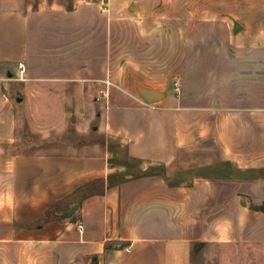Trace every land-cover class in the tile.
<instances>
[{
  "label": "crops",
  "instance_id": "obj_1",
  "mask_svg": "<svg viewBox=\"0 0 264 264\" xmlns=\"http://www.w3.org/2000/svg\"><path fill=\"white\" fill-rule=\"evenodd\" d=\"M64 1L0 0V264H221L204 244L264 262V0H171L147 26ZM19 62L29 81L94 82L106 141L23 152L4 86Z\"/></svg>",
  "mask_w": 264,
  "mask_h": 264
},
{
  "label": "rangeland",
  "instance_id": "obj_2",
  "mask_svg": "<svg viewBox=\"0 0 264 264\" xmlns=\"http://www.w3.org/2000/svg\"><path fill=\"white\" fill-rule=\"evenodd\" d=\"M52 1L45 0L47 3ZM105 1L109 2L108 7L115 11L124 10L127 13H133L136 9L141 10L145 14V26H147L151 22L158 24L163 22V12L168 9L171 0ZM188 1L197 7L210 6L209 2L211 5L213 4V0ZM230 1L218 0L215 1L214 6L218 4V6L223 7L222 9L227 10L228 6L231 5ZM252 1L258 5L260 0ZM8 2L11 5L16 3L22 6L32 2V5L35 6L39 0H8ZM64 2L72 4L70 0ZM129 34L124 39L130 42L129 45H132L134 42L133 35L132 33ZM143 34L146 35L147 33L144 32ZM154 34L160 35L162 33L156 31ZM110 40H112L111 53L115 55V37L113 36ZM158 45H160V42ZM157 65L163 67V64ZM174 69L173 64V72ZM174 76L172 75L169 80L173 85L175 84ZM4 86L7 94L17 106L18 135L23 152L55 153L65 152L71 148L81 150L88 146H98L106 141L103 131L105 95L98 92L97 85L94 82L87 83L78 80L29 81L24 74L18 72L9 77L5 76ZM176 93L177 95L180 94L179 88ZM142 94L146 96L149 92L146 91ZM229 170L227 166H221L220 174H227ZM202 250H220L219 263L228 264L229 261H236L233 255L226 254L228 250H260V248L235 245L208 247L204 244ZM241 258L243 259V256ZM251 258L254 261V256H251ZM242 259L240 262H243ZM253 264H264V262Z\"/></svg>",
  "mask_w": 264,
  "mask_h": 264
},
{
  "label": "built area",
  "instance_id": "obj_3",
  "mask_svg": "<svg viewBox=\"0 0 264 264\" xmlns=\"http://www.w3.org/2000/svg\"><path fill=\"white\" fill-rule=\"evenodd\" d=\"M17 67L19 69L20 74H23L24 73V70H25L24 65L21 62H19L17 64ZM174 85L176 87V90H178V84H177V82H175ZM78 229H79V232H81V230H82V225L81 224H78Z\"/></svg>",
  "mask_w": 264,
  "mask_h": 264
},
{
  "label": "water",
  "instance_id": "obj_4",
  "mask_svg": "<svg viewBox=\"0 0 264 264\" xmlns=\"http://www.w3.org/2000/svg\"><path fill=\"white\" fill-rule=\"evenodd\" d=\"M149 96H150V97H149L150 99H154V98H157V97H158V95H153V94L151 95V93H150Z\"/></svg>",
  "mask_w": 264,
  "mask_h": 264
}]
</instances>
